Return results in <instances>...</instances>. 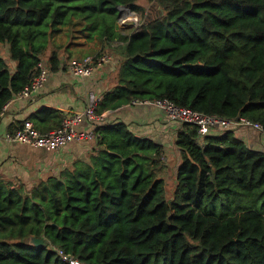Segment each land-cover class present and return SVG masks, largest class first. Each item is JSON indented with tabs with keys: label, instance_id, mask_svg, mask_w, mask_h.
Segmentation results:
<instances>
[{
	"label": "trees",
	"instance_id": "16d2710c",
	"mask_svg": "<svg viewBox=\"0 0 264 264\" xmlns=\"http://www.w3.org/2000/svg\"><path fill=\"white\" fill-rule=\"evenodd\" d=\"M146 1L160 13L124 34L119 8L139 12V0H0V115L41 62L50 73L68 67L72 34L84 23L90 41L122 58L100 115L167 99L264 127V0ZM62 27L70 28L66 53L46 58ZM69 116L43 108L30 119L57 129ZM94 131L88 160L40 174L32 188L0 178V264H68L54 247L83 264H264V152L232 130L202 136L185 124L168 198L162 145L123 123Z\"/></svg>",
	"mask_w": 264,
	"mask_h": 264
},
{
	"label": "crops",
	"instance_id": "0c3cea01",
	"mask_svg": "<svg viewBox=\"0 0 264 264\" xmlns=\"http://www.w3.org/2000/svg\"><path fill=\"white\" fill-rule=\"evenodd\" d=\"M84 41L85 44H71L70 51L76 55L81 54L78 57H85L103 49L101 41L96 39ZM109 49L112 50V47L108 48L113 56L112 60L94 76L88 78L74 76L69 70V63L67 68L62 67L58 72H51L45 87L37 94L25 99L16 97L6 105L4 112L0 115V178L12 181V188H19L22 183L32 188V183L27 182L39 179L40 174L43 175L44 172L51 170L61 171L70 168L78 160H88L87 155L97 147V138L91 141L73 142L62 150L50 152L25 144L8 143L3 137L7 133H14L18 125L27 120L36 127V122L39 120L30 118L43 108L58 110L64 116L83 113L88 106V97L91 94L103 97L106 92L113 89L118 83V69L122 58L115 50L111 52ZM103 115L104 121L95 124L85 121L79 129L93 130L97 126L108 123L126 124L136 136L151 139L164 147L163 157L167 163V169L173 166L172 160L177 162L176 168H178L182 157L176 142L184 125L171 121L162 109L145 105H129L114 112L104 110ZM55 126L54 121H50L39 125L37 129L52 131L56 129ZM230 130L243 140L249 149L264 152V133L244 127ZM223 131L225 130L216 128L212 130V133L219 135ZM166 182L168 187V180Z\"/></svg>",
	"mask_w": 264,
	"mask_h": 264
},
{
	"label": "built area",
	"instance_id": "2783aa9c",
	"mask_svg": "<svg viewBox=\"0 0 264 264\" xmlns=\"http://www.w3.org/2000/svg\"><path fill=\"white\" fill-rule=\"evenodd\" d=\"M126 14L134 13L126 11ZM139 31V30H137ZM125 34V33H124ZM117 45V43H116ZM112 54L103 53L101 55L86 56L80 59H72L69 64L71 74L81 78L94 76L105 64L112 60ZM40 71L33 79L32 83L18 94V98L25 99L32 97L44 88L49 80V68L44 62L39 64ZM102 97L91 94L88 97V106L83 113L75 114L67 117L61 127L47 133L39 131L31 121H26L24 125L18 128L14 133L6 134L3 139L8 143H20L31 146L33 148L44 149L46 151H59L73 142L95 140L98 135L93 130H82L79 127L87 121L90 124L102 122L105 120L104 115L97 112ZM131 105H145L162 109L168 118L173 122L183 125L192 124L199 127L202 136L207 135L213 129L221 128L230 130L233 128H249L254 131L264 133V127L260 123L252 122L246 118L227 119L217 115H207L194 111L189 108L177 106L170 100H135ZM6 107V106H5ZM56 249L57 253L68 264H83L71 255L65 254L62 249Z\"/></svg>",
	"mask_w": 264,
	"mask_h": 264
},
{
	"label": "rangeland",
	"instance_id": "374dc122",
	"mask_svg": "<svg viewBox=\"0 0 264 264\" xmlns=\"http://www.w3.org/2000/svg\"><path fill=\"white\" fill-rule=\"evenodd\" d=\"M138 4L142 7V10H140L139 12H136V11H132V13H134V15L132 14H126V13H121V18L118 19L117 21V25H118V29L120 32L122 33H125V34H131L133 32H136L137 30H140L141 26L146 22V20H150L153 18V16H156L157 14H159L160 12V8L155 5V3H149L148 1L146 0H139ZM124 16V18H123ZM123 18V20H122ZM135 20V23L132 24L130 26H126L125 24H123L124 21L128 22V21H132L131 19ZM75 21H79V20H75ZM85 26L84 23H79L75 29H74V32H73V38L70 40V28L69 27H62L61 31L59 33H56L53 37V40H52V44H51V47H50V50L47 52V57H49V55L51 54V52L53 50H56L58 51L59 53L61 54H64L66 53V44L70 42L73 44V43H77V44H85V39H88V33L84 32L83 31V27ZM110 50V49H109ZM108 51V50H107ZM105 50H101L100 52L103 53H109ZM112 52V50H111ZM71 58L72 59H78V58H83L82 56L81 57H78L79 55L81 54H75L73 53V51L71 52ZM98 52H92L91 54H88L87 56H94V55H97ZM77 56V57H76ZM86 57V56H85ZM165 152H163L164 154ZM91 154L87 155V158L90 156ZM163 157V156H162ZM86 158V159H87ZM164 158V157H163ZM169 159H171V157L169 156ZM86 161V160H85ZM177 162H175V160H172V164L173 166L169 169H167V175H165L163 172H162V177L167 178L169 184H168V198H172L173 196V193H174V188H175V180H174V177L176 175V171H177ZM163 166V167H162ZM165 166H167V163L165 161V159H163V161L161 162V167L164 168ZM59 171H47V172H44L43 176H47V174H52V173H55L57 174ZM168 175H169V178H168ZM42 176V177H43ZM40 179H37V180H33V181H28L27 183L31 184L32 183V187L37 183L39 182ZM31 188V187H29Z\"/></svg>",
	"mask_w": 264,
	"mask_h": 264
},
{
	"label": "water",
	"instance_id": "95a60500",
	"mask_svg": "<svg viewBox=\"0 0 264 264\" xmlns=\"http://www.w3.org/2000/svg\"><path fill=\"white\" fill-rule=\"evenodd\" d=\"M126 11L132 12L131 7L130 6L120 7L119 8V16H118V19L121 18V16H122L121 13L124 14V13H126ZM31 244L34 245V246H36V247H43L45 245V240L44 239H38V238L33 237L31 239Z\"/></svg>",
	"mask_w": 264,
	"mask_h": 264
},
{
	"label": "bare ground",
	"instance_id": "6f19581e",
	"mask_svg": "<svg viewBox=\"0 0 264 264\" xmlns=\"http://www.w3.org/2000/svg\"><path fill=\"white\" fill-rule=\"evenodd\" d=\"M123 18H124V16H123ZM123 18H122V20H123ZM132 21H128V22H126V21H124L123 22V24H125L126 26H130L131 25V23L132 24H134L135 23V20H134V18L133 19H131Z\"/></svg>",
	"mask_w": 264,
	"mask_h": 264
}]
</instances>
